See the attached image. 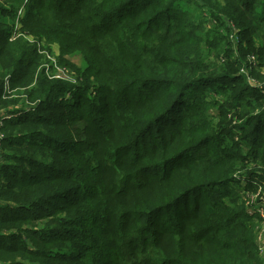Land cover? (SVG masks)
Returning <instances> with one entry per match:
<instances>
[{
	"label": "trees",
	"instance_id": "trees-1",
	"mask_svg": "<svg viewBox=\"0 0 264 264\" xmlns=\"http://www.w3.org/2000/svg\"><path fill=\"white\" fill-rule=\"evenodd\" d=\"M31 1L41 6L22 31L87 66L72 65L75 85L50 80L36 73L37 44L0 29V106L18 102L2 100L6 83L38 101L5 124L43 126L13 157L22 167L2 165L0 264H264L262 220L241 195L264 187V94L241 74L254 55L264 83V0ZM9 15L0 4V26ZM66 103L87 148L47 113ZM93 173L102 187L87 183ZM67 196L62 217L27 214ZM43 218V231L21 227ZM98 223L104 244L91 238Z\"/></svg>",
	"mask_w": 264,
	"mask_h": 264
},
{
	"label": "rangeland",
	"instance_id": "rangeland-1",
	"mask_svg": "<svg viewBox=\"0 0 264 264\" xmlns=\"http://www.w3.org/2000/svg\"><path fill=\"white\" fill-rule=\"evenodd\" d=\"M2 1L3 2L0 3L2 9H6L7 11L11 13V15H9V17L4 16L6 18V21H5L6 24L4 26H0V29L6 30L13 38L20 39L22 37L24 39V42L28 41L29 43L37 44V49H38L37 55L41 54V56L44 57L43 61L41 62L42 65L38 67V71L36 73H40L44 71L45 75L50 80L60 78L64 80L65 82H69L72 85H75L77 83L78 75H77L76 69L73 68L72 65H76L78 68H81V69H84L87 66L82 53L80 51L70 50L72 53L65 54V57L62 58L61 56L63 54V49L61 50V46H59L58 44L49 46L46 44L45 40L44 41L35 40V37L30 35L29 32H27L28 31L27 28H25L24 32L22 31L23 26L21 24V19L25 16L28 9L36 10V9H39L41 5L38 2L31 1V0H2ZM31 4L34 7H32ZM188 7L189 6H185L184 9H187ZM50 9H53V8L50 7ZM47 15H48V18H50V16L53 14L48 13ZM42 21H43L42 23H44L45 19H42ZM41 25L38 26L37 28H40ZM24 91L25 89L24 90L21 89L19 92L23 93ZM4 92H5L4 94L7 95V97H3L2 100L16 99L18 102L12 103L11 101L12 105L10 104L8 108H5V106L4 107L0 106L1 107L0 115L15 117L19 115V113H22V112L27 113L25 115H28L29 114L28 112L31 111V109H33L38 103V101L36 100L30 102L28 99H26L25 95H20L21 93H19V95L15 94V91L11 90V86L9 83H6V88ZM208 96L215 97L216 95H213V92H210ZM65 99H66L65 101H69L71 100V96H67ZM47 113L48 114L55 113L58 116L57 118L59 119L60 124H63V126L61 127V129H63V132L62 133L60 132V134L66 135V137H68L66 142L74 143V145L80 146L82 148H87L86 146L88 142L92 143V139L88 137L85 132V127H86L85 124L78 122V119H77L78 113L75 110H73L71 107H68L67 103H66L65 108H63L60 105H57L56 109H53ZM213 113L216 114L217 113L216 110H213ZM236 122L237 124H239L240 120H236ZM42 127L43 126H38V125L37 126H25V127L23 126L12 127L10 126V124L4 123V125L2 126L1 132L5 136V138H8V140H7V143L0 144V152L2 155L1 164L6 165L7 167H14V166L22 167L23 164L20 163L18 159L14 160L13 157L17 158L21 154H26L29 151V148H27V150H23L19 146L20 145L25 146L28 143V140L26 139L27 137L26 135L29 132L37 131L38 129H43ZM13 137H17L18 140L17 141L12 140L11 138ZM237 138L238 139L241 138L239 133L237 135ZM243 151L244 153L246 152V150L244 149ZM83 158L84 157L81 156V159ZM58 165L61 166L63 164H58ZM247 169L248 168L244 169V171H247ZM8 172H10L9 169L6 171V174H9ZM244 173L245 172L239 171L237 175H240V174L246 175ZM11 178H12L11 174L5 175L3 182L4 180L11 181L12 180ZM87 179H88L87 180L88 184H91L95 187L96 186L102 187L101 180L98 176H96V174L95 175L94 173L92 175L88 174ZM257 188L258 189L256 191L251 192L249 194L247 193L246 195H244L242 192L241 194L242 197L252 195V194L254 195L259 194V197L264 196V187L259 186ZM1 191L4 192L5 190L2 189ZM0 198L2 201L7 200V197H3V195ZM71 199H73L71 196H67L66 198L63 197L51 203H47V202L42 203L41 209L39 210L29 209L27 214H30V215L40 214L43 216L47 214L46 212H49L52 214L53 213L56 214V216L58 217H62L65 215L63 212H61V210L63 209L62 207H64L66 205V202ZM99 199L103 202L105 200L103 196H100ZM248 201L247 199H245L244 201L242 200L243 203L245 202L247 207H248L247 205ZM50 219L51 218H43V219H40L39 221H35L32 223H26L22 225L21 227L22 229H34L32 231L37 230L40 232L48 227L47 223L48 221H50ZM13 232H16V229H13ZM21 235L28 242H30V240L32 239V236L25 232H22ZM263 235H264V231H263ZM257 236H256V241H257L258 249L260 252V247L264 248V239L260 242L259 239H257ZM91 238L101 239L102 244L106 243L107 240L109 239L104 234L103 229L101 228V223L97 224V228L94 232V236H92ZM15 261L18 263H26L22 258H15ZM27 264H33V263L28 261Z\"/></svg>",
	"mask_w": 264,
	"mask_h": 264
},
{
	"label": "built area",
	"instance_id": "built-area-1",
	"mask_svg": "<svg viewBox=\"0 0 264 264\" xmlns=\"http://www.w3.org/2000/svg\"><path fill=\"white\" fill-rule=\"evenodd\" d=\"M249 66L242 67L241 74L246 76L247 81L249 82L250 86L256 89L261 90L262 94H264V83L258 82L253 77V71L257 69L258 60L257 57L252 55L248 59ZM12 118V116L0 115V144H2L5 140V136L2 134V126L5 123V120ZM2 155L0 152V189L2 183ZM243 183H247L248 179L246 177L242 178ZM256 184V182H254ZM248 201V211L251 215H258L262 220L261 226L259 228V233L257 239L261 242L264 239L263 231H264V196H260L259 194H252L247 196ZM259 198V199H258ZM260 253L264 254V248L260 247Z\"/></svg>",
	"mask_w": 264,
	"mask_h": 264
}]
</instances>
